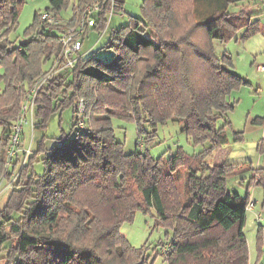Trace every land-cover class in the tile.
Instances as JSON below:
<instances>
[{
    "label": "trees",
    "instance_id": "1",
    "mask_svg": "<svg viewBox=\"0 0 264 264\" xmlns=\"http://www.w3.org/2000/svg\"><path fill=\"white\" fill-rule=\"evenodd\" d=\"M21 1L0 0L1 37L15 27ZM90 1L72 4L71 19ZM241 1L191 0L194 27L201 28L207 38L203 47H197L189 41L190 32L174 36L180 20L170 3L143 0V20L131 19V25L109 32L104 46L115 50L113 62L86 54L72 68L48 78L36 98L33 129L45 128L55 111L71 108L74 132L68 138L56 139L45 152L40 176L32 171L33 152L21 168L20 152L8 165L5 161L24 92L44 73V59L58 53L62 25L48 23L41 13H35L26 30L27 39L19 47L2 46V38L0 177L10 180L17 172L6 204L0 209V249L8 244L4 264H147L142 248H132L120 233V226L132 220L136 210L150 209L173 229L165 256L168 264H248L243 231L248 198L225 189L226 169L211 163L212 154H208L227 143V112L234 108L228 96L244 83L232 69L231 56L217 57L212 43L229 40L239 29H244L241 40L261 29L259 19H253L257 14L228 11L229 5ZM69 2L60 0L45 11L59 15ZM123 2L115 0V9H122ZM99 19L87 33L102 30L103 16ZM143 24L155 29L159 43L144 35ZM174 47L176 51L190 49L198 64L195 74L187 68H169V51ZM147 49L153 51L154 63L147 64L139 76L133 57ZM131 71L135 77H130ZM89 82L93 85H86ZM94 87L105 92L96 95ZM111 89L126 94L133 119L112 114V102L105 100L106 95L113 94ZM161 93L165 94L161 100L155 98ZM80 99L84 101L85 128L77 126ZM143 116L152 136L157 123L177 121L193 142L209 141L211 148L193 157L180 152L168 161L155 159L143 149L126 153L115 137L112 119L133 120L141 136L149 132ZM220 118L224 122L219 126ZM252 122L263 123L264 118ZM151 139L147 137L145 144ZM191 162L197 166L189 173L190 196L179 204L169 182L174 208L168 209L163 189L168 183L165 166L173 172Z\"/></svg>",
    "mask_w": 264,
    "mask_h": 264
},
{
    "label": "rangeland",
    "instance_id": "2",
    "mask_svg": "<svg viewBox=\"0 0 264 264\" xmlns=\"http://www.w3.org/2000/svg\"><path fill=\"white\" fill-rule=\"evenodd\" d=\"M58 1L60 0H22L19 5L17 23L3 37L0 36V44L3 38L2 46L8 48L19 47L20 43L27 39L26 30L32 25L34 14L42 13ZM76 1L70 0L66 8H61L59 17L66 19L71 16L72 4ZM164 1L166 4L170 3L175 15L180 20V25L173 31L174 36L190 32L189 41L193 46L203 47L207 38L201 28L194 27L195 21L190 9L191 0ZM142 4L143 0H124L122 9L114 8L111 20L101 37L100 32L90 31L88 33V37L84 41V49L90 48L87 54H91L106 63L113 62L117 56L115 50L104 46L108 40L109 32L122 26L131 25V19L143 20ZM241 10H245L249 14H257L253 19H259L261 29L253 36L243 40L239 37L244 29H239L229 40L225 42L214 40L212 43L217 57L220 58L223 54L231 56L232 69L244 83L234 88L228 96V101L234 104V108L227 112V118L230 121V124L225 128L227 143L216 150L211 149L208 154H212L211 163L221 165L226 169L224 176L225 189L228 192H236L243 198H248L249 204H252V208H247L243 226L247 242L248 264H264V122L259 124L252 122L254 118H264V68H262L264 66V0H242L228 7L229 12H239ZM142 28H146L144 35L147 38H152L156 43H159V37L155 29L144 24ZM179 46L181 45L179 44ZM49 58H45L42 62V70L47 69ZM133 59L135 69L137 66L140 72L139 76H141L145 66L154 63L153 51L151 49L141 50ZM168 61L170 62L169 68H175L179 71L187 68L191 75L195 74L198 69L196 59L192 56L188 47L180 51H176L175 47L171 48ZM169 68H167L169 73L173 74L174 72ZM0 74H3L1 67ZM130 77H135V72L131 71ZM149 82L151 83L150 80ZM32 84L27 86L22 102L25 101L28 89ZM114 84L120 88L118 83ZM86 85L92 86L93 84L89 82ZM3 87L4 84L0 81V91ZM41 88L37 92L34 102H36ZM110 91L113 94L106 95L105 100L112 102V114L133 119L131 103L127 102L126 94L120 93L117 89H111ZM94 92L96 95L103 94L105 90L98 91L94 87ZM162 93L156 95L155 98L159 97L161 100L165 95H162ZM77 111L79 114L77 126L85 128L84 101L82 99L77 102ZM71 114V108L55 111L46 120L45 128H36L32 132L29 124L24 125V138L29 139V141L31 139V152L35 155L34 161H32L34 174L40 176L43 173L42 158L45 156V152L54 146L56 139L60 137L68 138L73 134ZM144 119L145 116H143L142 121L149 132L147 134L141 133V136L137 135L136 123L133 120H122L117 117L112 119L115 137L117 141L123 144L124 152L130 153L143 149V151L147 150L155 159L160 158L161 161H168L171 156L180 152L193 157L211 148V142L209 141L193 142L192 138L188 137L185 131L180 128L177 121L167 120L157 123L152 136L151 128ZM223 122L224 119L220 118L217 124L220 126ZM2 134L3 127L0 125V136ZM147 137L148 139L152 137V139L145 144ZM24 138L19 144L21 148L26 147L29 142H26ZM15 157L16 154L13 158L15 159ZM196 166L195 162H191L189 166L188 164L179 165L173 172L165 166L168 183L163 186V189L165 190L168 209L174 208L168 189L169 182L177 192L179 204L186 202L190 196L188 189L189 173ZM0 179L3 188L11 180H7L4 176ZM10 193L11 188L6 187L2 190L0 209L5 206ZM172 232L171 226L159 221L154 209H150L149 212L136 210L133 219L124 221L120 226V233L127 238L131 247L134 249L142 248L147 264H168L165 259V249L166 244L172 239ZM7 246L8 244L5 243L0 249V264H4L8 251Z\"/></svg>",
    "mask_w": 264,
    "mask_h": 264
},
{
    "label": "built area",
    "instance_id": "3",
    "mask_svg": "<svg viewBox=\"0 0 264 264\" xmlns=\"http://www.w3.org/2000/svg\"><path fill=\"white\" fill-rule=\"evenodd\" d=\"M115 0H91L83 6L80 11H77L74 19L71 16L65 19L64 17H59L52 11H43L41 13V18L48 23L62 25V29L59 33V44L60 48L57 54L52 55L48 59V67L44 73L36 78L31 84L32 86L28 89L27 96L25 101L22 102L20 111L15 117L11 128V136L9 146L7 148V158L5 164L8 165L11 161L14 160L13 156L20 152L21 164L20 168L26 162L28 155L31 153V139L24 138V125L29 124L30 131H33V108L35 96L43 84L47 81L48 78L53 76L56 73H59L63 70L72 68L77 61L84 57L90 48L84 49V41L88 37V31L93 26L98 23L100 20V15L103 16L104 26L100 31V37L106 31V28L111 20V17L114 13ZM99 37V38H100ZM264 68V66H262ZM82 105V104H80ZM80 122V121H79ZM32 134V133H31ZM22 138L27 143V146L21 148L19 144L21 143ZM17 176V172H13L11 180L7 183L5 188L1 187L0 182V196L3 189L8 187L12 188L11 184ZM1 181V179H0ZM247 208H252V204H248ZM170 248V242L166 244L165 256L168 253Z\"/></svg>",
    "mask_w": 264,
    "mask_h": 264
},
{
    "label": "bare ground",
    "instance_id": "4",
    "mask_svg": "<svg viewBox=\"0 0 264 264\" xmlns=\"http://www.w3.org/2000/svg\"><path fill=\"white\" fill-rule=\"evenodd\" d=\"M67 19V18H66Z\"/></svg>",
    "mask_w": 264,
    "mask_h": 264
}]
</instances>
